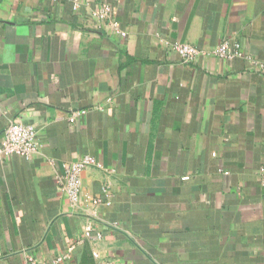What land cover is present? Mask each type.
<instances>
[{"label":"crops","instance_id":"0c3cea01","mask_svg":"<svg viewBox=\"0 0 264 264\" xmlns=\"http://www.w3.org/2000/svg\"><path fill=\"white\" fill-rule=\"evenodd\" d=\"M79 1L0 0V143L42 141L0 171V264H264V0Z\"/></svg>","mask_w":264,"mask_h":264},{"label":"built area","instance_id":"2783aa9c","mask_svg":"<svg viewBox=\"0 0 264 264\" xmlns=\"http://www.w3.org/2000/svg\"><path fill=\"white\" fill-rule=\"evenodd\" d=\"M79 7V0H72ZM110 9L105 6L99 18L109 16ZM170 47L177 52L184 63H191L200 57L218 56L221 59H233L242 54L240 44L224 40L211 49H202L189 43H173ZM42 148L40 132L34 125L11 121L4 131L0 143V171L6 160L19 155L27 160L37 156ZM102 165L93 155H84L75 161L63 163L62 170L56 174V182L64 192L73 208H77L83 199V172L89 167ZM98 202V199L93 200ZM62 259V258H60ZM59 259V260H60Z\"/></svg>","mask_w":264,"mask_h":264}]
</instances>
